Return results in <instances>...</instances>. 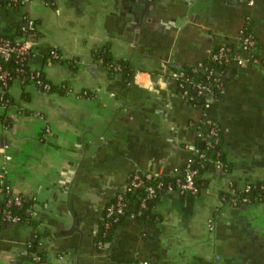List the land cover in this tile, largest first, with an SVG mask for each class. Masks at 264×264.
<instances>
[{"label": "crops", "instance_id": "1", "mask_svg": "<svg viewBox=\"0 0 264 264\" xmlns=\"http://www.w3.org/2000/svg\"><path fill=\"white\" fill-rule=\"evenodd\" d=\"M25 9L37 22L36 47L62 56L42 66L45 78L71 90L44 93L15 79L14 103L0 107L10 118L9 127L0 121V171L39 218L46 263L264 264V200L246 210L230 201L245 183L264 180V65L217 68L218 93L206 110L185 100L171 77L222 45L246 55L239 40L247 23L252 51L264 60V1L32 0ZM18 17L0 11V33H12ZM94 52L127 60L131 80L109 73ZM204 114L219 129L228 167L209 162L197 194L161 193L151 219L120 221L99 248L115 193L136 172L181 171L189 157L183 143L204 145L197 131ZM32 237L29 225L3 220L0 264H34Z\"/></svg>", "mask_w": 264, "mask_h": 264}, {"label": "built area", "instance_id": "2", "mask_svg": "<svg viewBox=\"0 0 264 264\" xmlns=\"http://www.w3.org/2000/svg\"><path fill=\"white\" fill-rule=\"evenodd\" d=\"M8 4L20 5L22 14V23L20 24L19 30L20 34L15 36L13 39L0 38V58L7 60L10 57L16 58L18 61H23L26 56L35 53L36 40L31 37V33L37 31L36 20L29 14L25 9L32 0H6ZM259 1L264 0H247L248 5L253 6ZM242 49L246 52V55L241 56L239 54L231 53L228 46L222 45L217 49L213 50L210 54L209 61L228 65L230 63H235L236 65L245 68L249 65H264V60L258 58L252 51L255 45L254 36L248 33L243 38ZM57 54L54 57L57 58ZM191 71L195 72L202 70L206 76L207 81H193L189 78L183 68L176 70L171 73L172 79L177 84L178 91L180 95L187 100L193 107H201L203 110L209 108L211 99L209 94L211 92V81L215 80V71L210 68L208 64L198 63L196 65L189 66ZM117 69V67H116ZM22 70V69H21ZM1 71V67H0ZM37 72L35 75H38ZM10 76L7 71L0 72V80L2 85L0 86V96L6 93L9 89L8 80ZM19 80L18 78H13V80ZM20 81V80H19ZM21 82V81H20ZM12 83V82H11ZM186 83L191 85L192 92L186 88ZM35 85V84H34ZM44 89H48V84L43 85ZM203 100V104L200 101ZM1 108H6L7 105L3 102L0 105ZM204 124H206L207 132H198V137L206 138V142H215L219 135V129L215 123L211 122L206 118L204 114ZM204 140V141H205ZM210 143V146L212 144ZM183 148L189 152V157L186 160L184 168L179 170H173L170 174L172 180L168 182L161 181V176L163 175L160 171L146 170L134 173L128 182L123 186L121 190L115 193L112 200L106 205L103 213L102 220L104 221V227L107 229L110 225V220L117 221L118 215L123 212L125 194L128 192L135 191L137 189H143L140 195V202L138 209L136 211L130 212L128 218H137L143 213L146 208L147 203L150 202L161 190L164 192L177 191L180 194L186 192L191 194H197L199 192V185L196 179L200 175V168H203L207 162L213 161L218 168L223 169V163L217 160H211L207 158L206 153L195 143L184 142ZM216 155H220L217 151ZM8 160L9 157H6ZM5 168L2 167L0 171V198H2L4 190L5 193L9 194V198L5 200L6 212L3 220L11 221L13 223L17 222V216L13 215L10 207L12 205L21 204V196L12 192L8 182L5 179ZM257 188L259 190V195L252 198L250 192L252 189ZM264 199V180L245 183L244 186L238 191L236 196L231 198V203L234 205L249 204L254 200ZM33 213V212H32ZM34 216V214H32ZM209 229H212V225L208 224ZM97 245L99 248L103 247V242L97 239ZM132 264H149L147 261L134 262Z\"/></svg>", "mask_w": 264, "mask_h": 264}, {"label": "trees", "instance_id": "3", "mask_svg": "<svg viewBox=\"0 0 264 264\" xmlns=\"http://www.w3.org/2000/svg\"><path fill=\"white\" fill-rule=\"evenodd\" d=\"M6 9L15 11L16 13H19V17L15 22V28L12 31V33L10 32H3L0 33V38H9V39H13L15 36L20 34V24L22 23V14H21V8L20 5H11L8 4L6 0H0V11H5ZM37 24V22H36ZM248 33H252V29L249 25V23H247L245 25V27L243 28L242 31V35H246ZM39 31L37 30L34 33H31V37L35 40L38 39L39 37ZM254 36V35H253ZM255 39V37H254ZM255 46V45H254ZM218 48V47H217ZM35 53L28 55L25 57V59L23 61H18L16 58L14 57H10L7 60H3L2 58H0V67H1V71H7L10 79L8 80V87H10L11 85V79L13 78H18L21 81V85L24 86L26 84H30L33 83L35 84V86L41 90L44 93H50V92H58L59 94H67V92H70V87L68 86V84L66 83H61L58 85H55L53 83H51L49 80H47L45 78V75L43 73L42 70V66L45 65L47 60H55V59H59L60 57V52L53 48V47H48L44 50H39L37 47H35ZM54 54H57V58L54 57ZM94 58L99 61L100 64H102L108 71L109 73L112 74H120V76L124 79V80H131L132 78V70H131V65L130 63L125 60V59H113L111 58L106 52H94ZM37 61L39 63L38 67H32V63ZM205 64H208V66L210 68H213L214 71L216 72V69L219 68L220 66H222V64H217L211 61H206L204 62ZM117 67V69H116ZM22 69V70H21ZM186 72V74L189 75V78L193 81H207L206 76L204 74V72L200 69L198 71H191V68L189 67H184L183 68ZM0 71V72H1ZM39 73L38 75H35L36 73ZM44 84H48V89H44L43 85ZM2 85V82L0 80V86ZM186 88H188L191 92V85L189 83H186ZM218 93L215 84L213 83V81H211V92L209 95H216ZM82 96H92V94L87 91V90H83L81 92ZM22 99H27V93L23 92L22 93ZM5 103L7 105V107L9 105H12L14 103L12 97L9 95L8 91L4 94H2V96H0V105L1 103ZM201 108V107H200ZM202 109V108H201ZM203 110V109H202ZM0 121H2L4 123V125H6L7 127L10 126V118L8 115H6L5 113L0 115ZM206 124L203 123V118L200 121L197 131L198 132H204L206 133ZM208 127V126H207ZM200 139V138H198ZM197 139V141H198ZM210 143H207L206 140L204 141V145L202 146V150L206 153L207 158L211 159V160H217L219 159L224 165L223 168H227L228 165H226L224 163V157L223 155H216L217 151L220 150V144L218 143V141L212 142V146H210ZM195 144H197V142H195ZM209 165V162L206 163V165L203 168H200V175L201 173L206 169V167ZM199 175V177H200ZM197 178L196 181L199 185V189H200V184H201V180L200 178ZM172 180V177L170 176V174H163L161 176V181L168 182ZM3 194L2 198H0V225L1 222L3 221V218L5 216V212H6V207H5V200L9 198V194L5 193L4 190H2ZM143 189H137L135 191L132 192H128L125 194V200H124V206H123V212L118 215V220L117 221H112L110 220V225L107 229H105L104 227V221L101 220L100 225H99V229H98V235H97V239L101 240L103 242V244L108 240L109 236L111 235L112 232V228L113 226L117 225L120 221H123L124 219L129 217V213L136 211L138 209L139 206V202H140V195L142 194ZM164 191L161 190L160 192H158V194L150 201L147 203L146 208L143 210V213L138 216L137 218L140 219H151V208L153 206V202L155 201V199L158 197V195H160L161 193H163ZM259 195V190L257 188L252 189L250 192V196L252 198L256 197ZM21 196V195H20ZM226 199V197H225ZM228 199V198H227ZM264 200V199H263ZM10 210L12 212L13 215L17 216V222L15 223H24L26 225H29L33 231V237L31 242L28 244L27 246V250L32 254V259L31 261L34 264H47L46 263V253L44 252L40 240H41V234L38 231V226L40 224L39 218H36L35 216L32 215V205L29 202L28 198H25L24 196H21V204L19 205H12L10 207Z\"/></svg>", "mask_w": 264, "mask_h": 264}, {"label": "water", "instance_id": "4", "mask_svg": "<svg viewBox=\"0 0 264 264\" xmlns=\"http://www.w3.org/2000/svg\"><path fill=\"white\" fill-rule=\"evenodd\" d=\"M243 38H244V35H241V36H240V40H239L241 44L243 43ZM241 49H242V46H241ZM200 104H203V100L200 101ZM197 145H198L199 147H202V146H203V143H202V142H197ZM255 158H256V159H260V158H261V154H260V155L257 154ZM256 162H257V161H256ZM244 205H245V206L243 207V209L246 210V207H247V206H246V204H244Z\"/></svg>", "mask_w": 264, "mask_h": 264}, {"label": "rangeland", "instance_id": "5", "mask_svg": "<svg viewBox=\"0 0 264 264\" xmlns=\"http://www.w3.org/2000/svg\"><path fill=\"white\" fill-rule=\"evenodd\" d=\"M32 16V15H31ZM62 56L60 55L59 59L61 58ZM213 227V226H212Z\"/></svg>", "mask_w": 264, "mask_h": 264}]
</instances>
